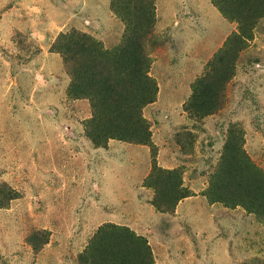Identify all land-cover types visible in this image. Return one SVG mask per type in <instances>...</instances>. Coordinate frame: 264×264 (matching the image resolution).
Instances as JSON below:
<instances>
[{
    "label": "rangeland",
    "instance_id": "1",
    "mask_svg": "<svg viewBox=\"0 0 264 264\" xmlns=\"http://www.w3.org/2000/svg\"><path fill=\"white\" fill-rule=\"evenodd\" d=\"M145 4L152 146L97 145L90 101L68 95L70 67L54 46L69 34L122 46ZM238 33L211 0H0V264H81L108 223L144 238L153 264H264V220L207 197L230 133L264 172V17L236 51ZM197 80L220 89L206 116L188 107ZM157 169L175 170L187 192L171 210L154 204Z\"/></svg>",
    "mask_w": 264,
    "mask_h": 264
},
{
    "label": "trees",
    "instance_id": "2",
    "mask_svg": "<svg viewBox=\"0 0 264 264\" xmlns=\"http://www.w3.org/2000/svg\"><path fill=\"white\" fill-rule=\"evenodd\" d=\"M211 1L226 20L238 25L236 51L245 48V41L252 37L256 21L264 17V0ZM148 6L134 8L132 17L135 19L137 15L140 22L135 25L127 23L133 26L132 33L127 35L122 46L105 51L99 43L90 39L79 43L72 34L62 35L59 44L54 46L70 67L68 95L73 99L90 101L92 116L86 126L97 145H104L113 139L152 146L149 126L142 116V109L153 103L157 94L156 83L148 75L149 62L142 53L140 41L141 31L154 23V7L152 4ZM114 11L122 18L119 6ZM220 57L223 59L222 55ZM218 90L211 84H204L203 80H197L188 104L193 114H211L218 105ZM158 173L164 178L157 184L159 200L154 204L171 210L178 201L187 197V192L181 187L175 170L157 169ZM153 176L152 173L150 177ZM152 183H147V186H152ZM207 197L213 203L243 206L264 220V172L250 161L242 149L241 135L229 134L220 164L211 177ZM79 262L153 264L144 238L127 227L109 223L98 228L85 251L79 255Z\"/></svg>",
    "mask_w": 264,
    "mask_h": 264
}]
</instances>
